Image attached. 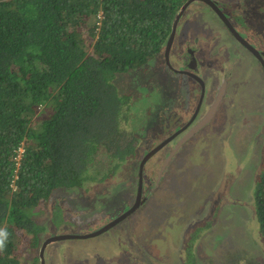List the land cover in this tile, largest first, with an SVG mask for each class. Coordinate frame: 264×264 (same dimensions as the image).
I'll return each instance as SVG.
<instances>
[{
    "label": "trees",
    "instance_id": "obj_1",
    "mask_svg": "<svg viewBox=\"0 0 264 264\" xmlns=\"http://www.w3.org/2000/svg\"><path fill=\"white\" fill-rule=\"evenodd\" d=\"M186 1L0 0V229L9 231L0 264H41L32 254L49 230L32 214L40 200L53 206V190L86 192L88 184L120 173L136 189L139 138L125 127L129 98L113 80L163 52ZM100 10L105 18L97 32L87 21ZM97 34L90 48L86 38ZM255 193L264 239V169ZM14 226L30 235L20 254Z\"/></svg>",
    "mask_w": 264,
    "mask_h": 264
},
{
    "label": "rangeland",
    "instance_id": "obj_2",
    "mask_svg": "<svg viewBox=\"0 0 264 264\" xmlns=\"http://www.w3.org/2000/svg\"><path fill=\"white\" fill-rule=\"evenodd\" d=\"M218 1L227 16L236 13L240 17L239 27L245 24L255 35L259 26L264 28V14H259L264 11L262 0ZM181 17L177 40L192 36L218 40L216 56H204L205 50H200L198 64L202 68L201 60L207 57L208 70L216 69L218 74L221 69L220 78L227 81V93L235 92L234 105L231 104L236 107L233 117L239 125L237 133L232 138L225 135L217 140L212 139L214 136L207 139V135L195 137L187 144L186 169L178 168V161L171 162L165 195H158L159 200L141 206L103 234L66 239L50 246L44 252L48 255L47 264H189V259L191 264H264V239L253 219L254 204L250 203L257 181L254 174L264 169V68L257 57L234 40L235 35L223 28L226 22L222 18L220 21L210 5L195 1ZM95 42L89 36L86 38L90 48ZM154 57L147 66L118 73L113 80L119 95L129 98L130 121L125 127L139 138L136 161L145 157L159 136L165 134L167 126L157 117L161 111H190L184 100L172 108L176 93L187 94L190 87L198 89L187 77L174 73L164 63L163 54ZM171 62L177 65L176 55L171 57ZM201 75L206 80L214 77L206 70H201ZM220 124H215L219 130ZM230 147H235L237 152ZM202 148H208L204 164L192 156ZM100 153L104 154L101 159L108 154L103 150ZM230 156L232 165L223 167ZM153 169L154 161L148 171ZM128 179L127 174L120 173L110 181L88 184L84 187L89 188L86 192L78 187H59L52 193L53 206L40 200L32 216L50 232L54 223L51 226L49 221L55 218L62 224L58 231L89 233L110 220L107 216L115 211L112 207L127 209L133 202L135 183ZM127 192L130 194L125 197ZM121 193L125 198L116 205ZM56 197L59 198L55 200ZM205 215L200 235L194 237L196 233L184 225L190 218L202 219ZM29 237L27 232L15 231V254L24 252Z\"/></svg>",
    "mask_w": 264,
    "mask_h": 264
},
{
    "label": "flooded vegetation",
    "instance_id": "obj_3",
    "mask_svg": "<svg viewBox=\"0 0 264 264\" xmlns=\"http://www.w3.org/2000/svg\"><path fill=\"white\" fill-rule=\"evenodd\" d=\"M216 2L219 6V10L222 16L217 14L216 11L215 13L220 18V21L222 18L226 22V24L222 25L223 28H225V30H229L232 35H235L237 39L234 40H236L240 46H242L255 58L257 56L253 54V51L257 52L261 56V60L258 59V61L261 64L262 68H264V28L259 26L257 35H255L247 25L244 24V28L239 27L238 21L240 17L236 13H233V16H227L223 11L221 2L218 0H216ZM262 3H264V0H262ZM192 4H190V6ZM259 14L263 15L264 11H261ZM239 15L242 16L243 14L239 13ZM181 18L177 23L176 32L169 53L168 63L166 59L164 60V63L166 62L174 73L182 74L183 76L191 80L193 82V85L196 84L198 86V89L195 87H190L187 94L176 93L177 96L173 98L172 108L178 106V104L182 100H184L190 111H185L183 113H177L174 111H161L158 114V120L162 125L167 127L165 130V134L159 136V141L152 147L151 151L157 148V146H159L166 140L168 141L163 145L161 149L158 150L156 154H154L150 159L147 160V166L146 163L143 166L144 177L142 181H140L139 179L134 197L135 200L133 199L132 202L133 204L131 203L127 207V209H129L138 201L140 205L134 212H136L141 206L145 207L152 201L159 200L160 197L159 199H156L158 195H165L168 192V189H166L165 185L168 184V181H170L171 176L169 175V177H167V173L169 172L170 164L172 161L179 162L177 166L178 168H182V170L186 169V165L189 164V159L186 154L188 153L187 144L191 139L198 137L199 135L201 137H203V135H207V139H211L214 136L212 138L213 140H217L221 137H224L225 135L229 136V138H232L237 133L239 128V125L233 117V113L236 111V107L234 106V111V107L232 106V104L234 105L235 92H231L230 94L227 93V81L224 78H220L221 69H219L220 73L217 74L215 73L216 69L208 70V67L206 66L208 64V58L204 56L210 55L212 58L216 56V42L218 40H209L210 37H203V39L201 40L199 37L195 38V36L186 38L185 40H177L176 37L181 33ZM177 32H179V34ZM216 36H218V34L215 35V37ZM168 37H170V35ZM219 37L220 39L222 38V36ZM166 44L167 42L164 45L163 52L158 54V56L163 54V59L165 57L164 52L166 50ZM200 50H205L204 56L201 60L202 68H200V64H198V55H200ZM172 52L174 54H172ZM175 55L177 58V65L171 62V57L173 58ZM178 63L181 66H178ZM201 70L208 71L214 77L206 80L204 76L201 75ZM216 100L217 105L215 106ZM211 111H213L212 116L208 117L209 119L206 118ZM219 122H222V124H220V128H222L221 130L215 127V124ZM197 126L198 128H196ZM206 128H208L207 132L205 131ZM230 149L232 151H236L235 147H230ZM230 154L233 155L232 152H230ZM142 161H140V165ZM153 161L154 169L149 172V166ZM230 165H232L231 156L225 162L223 167H227ZM143 172L141 175H143ZM127 209L123 208L119 210L118 208L119 212L117 213L119 214L115 215L114 212L111 213L110 218L113 217L111 218V220H114L117 216H120L121 213L123 214ZM132 213L126 218L131 216ZM63 234L77 236L80 235L77 233L66 231H63ZM138 260H143V258H139Z\"/></svg>",
    "mask_w": 264,
    "mask_h": 264
},
{
    "label": "clouds",
    "instance_id": "obj_4",
    "mask_svg": "<svg viewBox=\"0 0 264 264\" xmlns=\"http://www.w3.org/2000/svg\"><path fill=\"white\" fill-rule=\"evenodd\" d=\"M196 1H199V0H196ZM195 2V1H194ZM193 3V2H192ZM191 3V4H192ZM184 5V4H183ZM182 5V6H183ZM190 6V5H189ZM188 6V7H189ZM187 7V8H188ZM182 8V7H181ZM180 8V9H181ZM186 8V9H187ZM186 11V10H185ZM184 11V12H185ZM184 12H183V14H184ZM182 14V15H183ZM97 17H95V19L94 18H89L88 19V21H87V25H91V24H93L94 22L98 25V28H97V32L98 31H100L101 30V28H102V25H103V23H102V21H103V19L105 18V13H104V11L103 10H100V12L96 15ZM181 18V17H180ZM96 19H97V21H96ZM83 28V26L80 28V30ZM99 34V33H98ZM97 34V36H95V37H93L92 35H90L89 37H91L92 38V41H96L97 39H98V37H99V35ZM97 42V41H96ZM96 42L93 44V48H95V44H96ZM164 54H165V52H164ZM189 139V138H188ZM194 139V138H193ZM193 139H191L190 141H192ZM189 141V142H190ZM208 151V148H205V149H200V150H196V152H195V154H193L192 156L193 157H197L200 161V163L201 164H204L205 162H204V159H205V154H206V152ZM150 151H147V153H149ZM146 153V154H147ZM145 154V155H146ZM187 154V156H188V153H186ZM144 155V156H145ZM145 157H143L142 158V160L144 159ZM263 158H264V156H263ZM141 160V161H142ZM263 162H264V160H262ZM148 163V162H147ZM147 163H146V166H147ZM139 167H140V163H139ZM262 173V170H259V171H257L255 174H254V176H255V179L258 181V179H259V176H260V174ZM138 175H137V178H138V182H139V171H138V173H137ZM143 177H144V172H143V175H142V179H143ZM257 181L255 182V184H257ZM138 185V184H137ZM14 190H15V188H14ZM54 191V190H53ZM53 191H52V193H53ZM52 193H51V197H52ZM255 191H254V193H253V198H252V200H251V202L250 203H253L254 204V200H255ZM59 197H56V198H54L55 200L56 199H58ZM51 199V198H50ZM255 207V206H254ZM113 212V211H112ZM118 211H114V214H116ZM107 213H109V212H107ZM122 214V213H121ZM120 214V215H121ZM61 215V214H60ZM59 215V216H60ZM110 216H111V214L109 215V216H107L110 220L109 221H107V222H105L103 225H101L100 227H98V228H96V229H94L93 231H97V230H99V229H101L102 227H104V226H106L109 222H111L112 220H111V218H110ZM117 217H119V216H117ZM35 219V218H34ZM205 219H206V215H205V217L204 218H202V219H192V218H190L188 221H187V223L184 225L185 226V228L188 230V231H194L196 234L194 235V236H198V235H200V230H201V228H202V226H203V224H204V222H205ZM253 219L258 223V219H257V216H256V208H255V215H253ZM53 221H49L50 222V224H51V226L53 225V223H54V230L53 231H49V235L41 242V244L38 246V247H36L34 250H33V252H35V255H38L39 256V258H40V263H41V260L43 259V263H41V264H45V259H44V252L46 251V249L47 248H49L50 246H52V247H54L56 244H60L61 243V241H64V240H66V239H72V238H65V239H55V240H52V241H50L49 243H47L46 245H45V247H44V250H43V254H42V256H41V254H40V252H41V248H42V244H43V242L46 240V239H48V238H51L53 235H63V231H58L59 230V228H62L61 227V223L60 222H58L55 218H53L52 219ZM78 221H81V219H78ZM192 221V222H191ZM118 225V224H117ZM116 225V226H117ZM259 225V224H258ZM66 227V226H65ZM115 227V226H114ZM1 228L2 229H0V251H3L4 250V248H5V245H6V241H7V239H8V232L9 231H7V230H5V225H2L1 226ZM113 228V227H112ZM111 229V228H110ZM109 229V230H110ZM16 230H18L20 233H23V232H26V231H24V230H21V229H19V228H16L15 226L13 227V235L15 234V231ZM109 230H107V231H109ZM93 231H91V232H93ZM106 231V232H107ZM90 233V232H89ZM105 233V232H104ZM78 234V233H77ZM80 234V233H79ZM83 234H87V233H83ZM103 234V233H102ZM201 237V236H200ZM75 239H84V238H75ZM86 239V238H85ZM194 245V244H193ZM58 247V246H57ZM61 247H62V245H61Z\"/></svg>",
    "mask_w": 264,
    "mask_h": 264
},
{
    "label": "water",
    "instance_id": "obj_5",
    "mask_svg": "<svg viewBox=\"0 0 264 264\" xmlns=\"http://www.w3.org/2000/svg\"><path fill=\"white\" fill-rule=\"evenodd\" d=\"M196 0H187L184 5L182 6V8L176 13V16H175V19H174V22H173V26H172V32L170 34V37L169 39L167 40V44H166V50H165V57H166V61L168 63V60H169V53H170V49H171V46H172V43H173V38H174V35H175V32H176V28H177V23L180 19V17L182 16L183 12L186 10V8ZM199 1H202L208 5H210L216 12L217 14H219L220 16H222L220 10H219V6L217 4V2L215 0H199ZM253 54L255 56L258 57L259 60H261V56L253 51ZM262 62V61H261ZM215 106L217 105V100L215 101ZM213 111H214V108H213ZM213 111H211L208 116V117H211L212 114H213ZM205 118V120H206ZM209 119V118H208ZM207 119V120H208ZM198 128V126L196 127ZM168 140H166L165 142L161 143L159 146H157V148H155L154 150L150 151L149 153L146 154L145 158L143 159L140 167H139V179L140 181H142V172H143V166L144 164L147 162L148 159H150L154 154H156L158 152L159 149H161L163 147V145L167 142ZM139 203L138 201L135 203L134 206L130 207L129 209L125 210L123 214H121L119 217H116L114 220H112L111 222H109L106 226L102 227L101 229L97 230V231H93V232H90V233H87V234H80L79 236L77 235H70V234H63V235H53L51 238H48L46 239L44 242H43V246L41 248V256L43 254V250H44V247L47 243H49L50 241L52 240H55V239H65V238H91V237H95V236H98L104 232H106L107 230H109L110 228L116 226L117 224H119L121 221H123L128 215H130L132 212H134L138 207H139ZM41 263H43V259L41 260Z\"/></svg>",
    "mask_w": 264,
    "mask_h": 264
}]
</instances>
